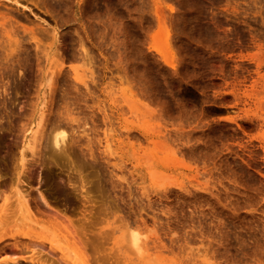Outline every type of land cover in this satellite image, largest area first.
<instances>
[{"label":"rangeland","instance_id":"374dc122","mask_svg":"<svg viewBox=\"0 0 264 264\" xmlns=\"http://www.w3.org/2000/svg\"><path fill=\"white\" fill-rule=\"evenodd\" d=\"M0 86V264H264V0H0Z\"/></svg>","mask_w":264,"mask_h":264},{"label":"bare ground","instance_id":"6f19581e","mask_svg":"<svg viewBox=\"0 0 264 264\" xmlns=\"http://www.w3.org/2000/svg\"><path fill=\"white\" fill-rule=\"evenodd\" d=\"M15 1H17L18 2V0H15ZM75 69V68H74ZM77 69H75V72H76V76H75V78L76 79H81V75H79L78 73H77V71H76ZM74 72V71H73ZM74 72V73H75ZM79 72V71H78ZM81 76V77H80ZM83 78V77H82ZM82 82H84L85 83V81H82ZM2 85H5L4 83H2ZM85 85H86V83H85ZM1 87V86H0ZM4 87V86H3ZM5 89V90H4ZM2 91H6V88L4 87L3 89H2ZM3 92V93H4ZM2 93V92H1ZM123 96V95H122ZM116 98V97H115ZM127 100V99H126ZM124 101V100H123ZM127 102H130V101H126V103ZM146 124V123H145ZM56 126H58V131L57 130H55L56 128H53V126H51V128H49V134H50V138H51V142H52V146H50V147H52V151L54 152V153H61V154H65V155H67V152H65V146L63 145V143H64V140L66 141V139H65V136L67 135L66 134V132L63 130V129H61L60 127H61V124H55ZM60 126V127H59ZM54 129V131H52L53 129ZM50 129H51V131H50ZM59 129H61V130H59ZM44 131H46V130H44V129H42L40 132V137L42 138V136L43 137H45L46 135H48V133H45ZM44 134H46L45 136H44ZM48 137V136H47ZM46 137V138H47ZM48 140H49V138H47ZM46 139V140H47ZM44 140V139H43ZM149 140H152V138L151 139H149ZM51 144V143H50ZM27 147H29V142H28V140L23 144V146H22V148H21V150H22V152L24 151V149L25 148H27ZM161 148V147H160ZM34 149V148H33ZM32 149V153L33 154H35L36 153V151L35 150H33ZM172 153V152H171ZM23 154V153H22ZM21 154V155H22ZM56 154H54V155H56ZM60 154V155H61ZM41 156H42V154H41ZM23 157V155L21 156V158ZM20 158V159H21ZM138 158V157H137ZM146 158V157H145ZM144 158V159H145ZM164 159H165V157H164ZM163 159V160H164ZM170 160V159H169ZM21 161H22V163H23V160L21 159ZM139 161V160H138ZM137 161V162H138ZM143 161V160H142ZM147 161H148V159H147ZM170 162L172 163V161L170 160ZM142 163V162H141ZM140 163V164H141ZM177 163V162H176ZM174 164V163H173ZM23 166V165H22ZM149 171H152L151 169L149 170ZM153 172V171H152ZM154 172H159V170L158 171H156V170H154ZM161 172V171H160ZM163 172V171H162ZM20 176V175H19ZM20 177H18V179H19ZM3 179V176L2 175H0V180H2ZM1 183V182H0ZM4 182L2 181V184H3ZM5 185V184H4ZM1 187V186H0ZM2 188H3V185H2ZM2 188H0V197L2 196V201H1V203H0V216H1V214L3 215H5L7 212H8V208H9V202L11 201L10 200V197H9V194H5L3 191V189ZM15 193H16V198H17V200H18V202H20V204H21V206H23V210H24V218H25V222H27V220L29 221V222H32V221H34L35 223H38V221L34 218V216H35V211H34V209H33V206H32V204L30 203V201H29V199L28 198H24V195L23 194H21V192L20 191H18L17 190V186L15 187ZM39 198L41 199V201H42V203L44 204V205H46V206H49L50 207V204H49V202H48V199H47V197H46V195L41 191V190H39ZM37 201H38V199H37ZM36 201V202H37ZM40 201V200H39ZM38 201V202H39ZM37 205H39V204H37ZM22 209V208H21ZM3 218H4V216H3ZM3 218H1L0 217V223L3 221ZM33 218H34V220H33ZM2 219V220H1ZM37 221V222H36ZM1 225H2V223H1ZM1 225H0V227H1ZM59 227H61V226H59ZM65 227V228H64ZM64 227H62V228H59V229H61L60 230V232H58V233H60L59 235L61 236L60 238L61 239H63L66 243H68V245L69 244H73V242H71L72 240H73V238L72 237H70V236H72V235H70V231L68 230V228L66 227V226H64ZM64 231H63V230ZM34 234H35V232H33ZM24 235H26L27 237H29V238H31L33 235H32V233H30V231H26V233H24ZM37 236H39V235H37ZM55 236H58V235H55ZM133 236V238H132V242H133V245L134 246H136V247H138V249L137 250H140L141 251V248H140V244H138V238H137V234H133L132 235ZM131 237V236H130ZM13 238H15V237H13ZM59 238V239H60ZM70 238H72V240L70 239ZM60 239V240H61ZM4 240V237H2V234H0V242H2ZM56 240V239H55ZM60 240H57V242L58 241H60ZM63 240H61V241H63ZM74 241V240H73ZM13 242V241H12ZM50 242V241H49ZM56 242V243H57ZM75 242V241H74ZM141 242V241H140ZM16 243H17V240H16ZM16 243H12V244H14L13 245V247L12 248H14V246H15V248L17 247H20L18 244H16ZM19 243V242H18ZM56 243H54V245H57V247L59 248V249H61V247H60V245L59 244H56ZM60 243V242H59ZM65 243V244H66ZM50 244L52 245L53 244V241L51 240V242H50ZM63 244V243H62ZM64 245V244H63ZM68 247V246H67ZM16 248V249H17ZM71 248V247H70ZM79 249V248H78ZM144 249V248H143ZM80 250V252H81V250L82 249H79ZM79 252V253H80ZM83 253V252H82ZM81 254V253H80ZM84 254V253H83ZM76 255V254H75ZM84 259V258H83ZM13 261H14V263L16 262H18V259H16V258H14V259H12ZM29 260H31L30 262H35L32 258H30ZM87 260V259H86ZM12 261V262H13ZM36 261H37V259H36ZM82 261V260H81ZM38 262V261H37ZM86 262V261H85ZM19 263V262H18ZM39 263V262H38ZM88 264H89V262H87ZM86 263V264H87Z\"/></svg>","mask_w":264,"mask_h":264}]
</instances>
